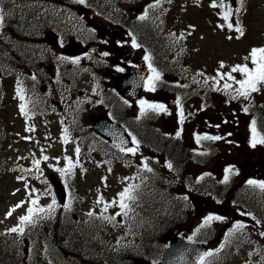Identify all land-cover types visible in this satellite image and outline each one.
I'll use <instances>...</instances> for the list:
<instances>
[{
	"label": "flooded vegetation",
	"instance_id": "af4514ba",
	"mask_svg": "<svg viewBox=\"0 0 264 264\" xmlns=\"http://www.w3.org/2000/svg\"><path fill=\"white\" fill-rule=\"evenodd\" d=\"M68 1L65 0L63 4L64 18L67 22L65 26L59 28L45 24L37 26L33 32L36 42H33L35 48L30 57L31 64L28 74L31 81L29 91L32 102L42 105L43 103L53 104L57 111L61 113L62 123L65 125L64 129L75 137L77 136L76 133L81 129H85L83 120L86 119L89 122L93 119V116H84L78 110L71 112L67 109V105L63 107V104L66 103L63 94L66 91L74 92V86L54 83L56 75L53 74V65L62 68L68 62L54 63L53 59L62 56V54H67L62 42L78 44L80 54L84 59H109L111 52L116 54L117 28L115 22L109 19L111 18L109 16L111 13L104 14V16L109 17L96 14L91 16L89 12H93V10L90 7L84 10V7L81 9L77 4L72 5ZM108 7L109 11H112L115 5L104 6V10ZM128 10V17H131L133 10L132 8ZM83 12H86V15ZM125 24L127 26L132 25V20H127ZM129 31L130 29H126L125 33L128 34ZM127 34H122L120 37L126 39L128 38ZM5 53L6 59L10 60V52L6 49ZM68 56L71 59L77 57ZM119 57L118 59L115 58V62L123 65L126 59H124L122 54ZM13 60L19 65L13 64L12 76H16L20 74V63L15 56ZM107 69L105 68L104 72ZM5 76L6 73H4V68L2 67L0 69V123H5L8 116V112L4 108L8 107L10 103L18 102V92L20 91L19 85L15 83V80H13V83L5 84ZM7 78H9V75H7ZM100 91H103V89H100ZM112 97L114 98V95ZM10 108L15 112V106L12 105ZM117 119V121L126 122L128 125L126 128L132 140L134 137L138 143H133L130 147L136 149L135 154H133L128 152L127 149L117 148L110 143L106 145L97 138L96 133L93 134L98 139L95 144L97 153L101 154L108 150L109 155L121 157L123 160L122 162L117 161L119 159H111L110 176L115 183L111 185L116 188H131V185H136L141 186V189L151 185L156 186L162 194L158 199L156 211L137 214V216L145 215L144 218L150 220V222L143 224L139 229H128V234H165L167 236L166 244L169 237L174 234L183 236L196 234L197 220L205 221L208 216H212L213 212H217L215 210L217 203L212 198V176L214 171L222 173L224 170L223 165H220L219 168L218 166L213 167V140L201 139L197 142L196 137L213 136L215 132L223 133L227 130L228 123H225L221 117H216L209 110L199 111L195 109L189 114L187 123L182 122L181 124L175 118V121H177L176 126L173 127V129H176L175 131L165 132L164 130L170 127L164 126L163 130L156 134L160 150L154 153L145 146L148 133L137 131L143 128V125H132L133 118L128 116L117 117ZM205 120L210 124H216V127H208ZM39 122H50L51 125L48 126V129H56L58 131L61 129L55 121H49L45 117H42ZM134 128H137V130L133 131ZM177 133H179V136H177ZM90 136L92 135L87 134V137ZM138 136L141 140H138ZM216 161L219 162L217 159ZM145 163H147L151 171L144 167ZM169 164H171V168L168 167ZM257 176L264 177V170L257 166L252 170L250 165H245L243 179L239 180L237 184L245 189V191L242 190L244 194L252 197L255 195L257 199H261L262 195H257L260 192L247 182L250 177ZM225 183L224 181L217 182L219 186L216 191L221 196L232 198L238 189L233 188L232 185L228 189L223 190ZM141 191L145 193L143 190ZM203 197L208 200L207 208H198L196 201ZM235 206H239L243 210L247 208L244 202L238 203L233 207L227 204L226 212L231 215L233 221L242 217L241 214L234 212ZM252 208L262 213L264 205L259 201L253 204ZM43 216L42 213L39 216L32 213V222H24L23 224H21L19 218L16 228H22L23 231H16L15 240L12 244L14 264H46L42 257L48 260H55L57 261L56 264H61L62 262L64 264L69 261L64 249L66 248V242L63 238L58 236L53 240V232L57 231L58 234L63 235L65 230L62 228L54 229L46 219H43ZM199 216L200 218H198ZM244 219L247 221L246 217ZM253 223L256 235H262L264 226L256 221ZM242 224L244 226L247 225L246 222ZM199 226L200 229L204 228V231L200 233L201 239L208 240L204 236L208 235V232H212L213 225L211 223L206 225L203 223ZM262 236L264 237V235ZM219 237L223 238L222 235ZM261 240L258 239L259 242ZM38 243L42 244V249L40 250H38L39 247H35ZM33 244L35 245L33 246ZM127 252V256L125 255L126 264H156L158 261L156 259L159 252L158 248L151 245L141 246V252H139L138 248L131 244L130 246L128 245ZM37 253H40V256ZM106 253L107 257L101 260L102 263L118 264L117 254L114 250L106 251Z\"/></svg>",
	"mask_w": 264,
	"mask_h": 264
},
{
	"label": "rangeland",
	"instance_id": "374dc122",
	"mask_svg": "<svg viewBox=\"0 0 264 264\" xmlns=\"http://www.w3.org/2000/svg\"><path fill=\"white\" fill-rule=\"evenodd\" d=\"M140 1L141 0H136V3H134L136 7H138ZM142 1L153 3L154 0ZM244 1L245 11L241 14L245 22V30L242 37H239V34H233V32L222 27L219 23L221 20L220 16L225 12L224 3L227 2V0H181L179 2L174 9L178 18V26L187 29L189 32V40L194 44L196 53L192 60L196 64L213 65L216 63H223L226 65V68H232L238 64L247 65L251 63V59L245 60V57H249L251 50L253 48L264 47V0ZM213 2L217 4V7L211 6ZM229 2L233 3L234 1L229 0ZM122 4L126 6L131 5L129 1H125ZM32 6L33 5L30 3H20L14 8L20 9L22 14L30 17L34 14ZM229 37H231V39H229ZM24 46L27 51H30L31 47L29 45ZM71 82H76V85L79 86L80 89H88L89 93H95L100 85V83L94 81L88 73H81L76 77L73 76ZM109 82H111L109 78L107 80L106 78L101 80L102 84H108ZM7 83H13V80H8ZM260 91L264 93V88H261ZM154 97V93L149 90L147 83L141 101H146L148 104H157L158 102H155ZM257 98L260 99L259 96H257ZM137 106V110L141 111L140 102ZM228 107L231 108L232 103H230ZM147 109L145 105L144 110ZM95 110L98 112L102 110L101 103ZM148 111L158 113V111H153L151 109H148ZM26 124V120L22 117L14 123L12 121L9 122V128H12V131L16 129L19 132L27 134L28 129ZM248 125L246 129L243 126L238 127L237 130L235 129V135L225 137V134L219 133V136L222 140H225L224 142H226V144L224 147L227 148L232 161H234L240 170L245 164L261 165V167L264 168V144L257 142L255 147L251 146L250 141L253 135L249 132ZM9 128L6 132L11 138L6 140V146L0 152V232L4 230L10 231L14 228L18 217V215L15 217V210L13 211L16 202L19 200H26L25 195L28 197V190L23 188L20 180L19 184L16 179L15 171L11 170L8 173V169L20 162L31 164L36 159H43V161L50 164L53 169V174L61 177V173L56 171L57 168L61 167V164L73 158L74 162L82 163L77 157L78 153L76 151V146L73 144L68 145L60 135L51 139H46L48 137L38 135L37 130L34 128L32 132L33 139L20 142L18 137L8 132ZM256 137L257 140L261 138L257 135ZM45 156L48 157L47 160L44 159ZM82 160L85 169L77 173L73 181L76 191L81 194L79 200L68 203L70 210H68L67 215L72 217L73 214L78 213L77 221L85 225H93V219L90 218L91 216L89 213L93 212V204L91 203L93 200L91 196L94 192L93 183L96 176L91 168V164L93 165L91 155L88 153ZM212 164L214 165L213 167H220L216 161H213ZM68 173L65 175H69ZM8 174H10V176H8ZM83 174L86 177H84ZM17 188L22 189L18 191ZM84 192H86L87 195L84 194ZM58 203L61 205L63 201L61 200ZM205 206H207V204ZM9 212H11V215H8ZM223 214L222 224L218 223L215 226L220 231L223 229V223L233 220L231 215L227 214V212ZM200 216L198 218H200ZM198 221L199 220H197V222ZM219 230L217 231L218 233ZM85 239L88 243L87 247H89V244L98 239V235L88 234ZM255 259L256 254L252 251V247L249 246L246 239L235 236L232 238L230 248L222 253L212 252L207 264H255Z\"/></svg>",
	"mask_w": 264,
	"mask_h": 264
},
{
	"label": "snow or ice",
	"instance_id": "6c2138e0",
	"mask_svg": "<svg viewBox=\"0 0 264 264\" xmlns=\"http://www.w3.org/2000/svg\"><path fill=\"white\" fill-rule=\"evenodd\" d=\"M79 2L83 3L84 0H79ZM211 6L217 7V4L215 2H213V4ZM221 6H223V5H221ZM230 15H231V11L230 10L226 11L223 15V19L226 22L229 21ZM145 18H146V15L140 17V19H142V20ZM3 19H4L3 15L0 14V24H2ZM227 27L229 29H233V24L231 22H229V23H227ZM234 30L237 33H239V37H242L244 35V30L242 27L237 25ZM239 37H237V38H239ZM229 39H231V37H229ZM138 46L139 45H137L135 42V38H133V47H138ZM105 55H107V53H105ZM249 58L251 59V63L254 65V67L251 69L246 64L245 65H235L232 67L231 72H229L227 74H219L218 73L220 79H224L226 76L228 80H234L235 83H237L239 85V88L235 89L237 95L243 96L245 98H247L250 95V93L259 91L258 86H264V47L253 48L249 54V57H245V60H247ZM144 59L146 61H150L151 58L149 56H145ZM78 62H79L78 60L73 61V63H78ZM220 67L223 68L224 64L221 63ZM149 68L153 71V73L155 75H154V77H149L148 87H149V90H155L153 80L159 79V73H156L155 69H152L151 63H149ZM232 73H241L244 76V79L236 80L235 77L232 75ZM217 83H219V81H217ZM230 87H231V85H229L227 83L224 84L225 89H228ZM18 94H19V92H18ZM21 99H23V96H21ZM140 104H141L142 114L144 112V106L145 105L147 106L148 109H151L153 111H167V109L165 108V106L163 104H148L146 101H143V100L140 101ZM23 110H24V105L22 104L21 105V111H23ZM245 111H247V109H245ZM181 115H182V112H181ZM252 133H253V136H252V139L250 141L252 147H255L257 142L264 144V137H261L259 140H257L255 121H253ZM177 136H179V133H177ZM196 139H197V142H199L201 139L219 140V139H221V137H219V136H205V137L197 136ZM133 143H138L134 137H133ZM76 151H77V153H79V149H77ZM127 151L135 154L136 149L135 148H129V149H127ZM44 159L47 160L48 157L45 156ZM34 164L38 168L40 161L36 160V161H34ZM72 167H74V165H73L72 161L69 159L67 168H57L56 171L60 172L61 175H65L71 171ZM144 167L148 171H151V169L148 168L147 163L144 164ZM168 167L171 168L172 167L171 164H169ZM232 171H233L232 168L226 169V173H232ZM228 178H229L228 175H225L224 182H227ZM248 184L256 185L257 182L254 180H249ZM258 187L261 188L262 190H264V182L260 183L258 185ZM119 196H120L119 206L121 209H124L127 207V204L124 202L126 198L130 199V200L135 199V197L131 195V189H129V188H126L123 192L119 193ZM32 203L36 204L37 201L32 200ZM55 204H56V201L53 200L52 204H50L48 206L49 210L53 209ZM20 206L21 205H17V207H20ZM106 209H107V205L105 206V210ZM13 211H14V209H13ZM39 211L43 212L44 209L41 208V209H39ZM32 213H33V209L29 208L28 209V215L20 217L21 224H23L24 222H32ZM8 215H11V212H9ZM89 215H92V213L90 212ZM219 219H221V218L217 217V216H208L205 219L204 224L206 225L209 222H211L212 220H219ZM243 227H244V225L240 224V223H237L235 225L236 229H240ZM18 230L21 232L23 231L22 228H20V229L12 228L10 231L16 232ZM262 235H264V233H262ZM211 255H212L211 252L204 253L203 255H201L199 257L200 264H204V257L205 256H211Z\"/></svg>",
	"mask_w": 264,
	"mask_h": 264
},
{
	"label": "trees",
	"instance_id": "16d2710c",
	"mask_svg": "<svg viewBox=\"0 0 264 264\" xmlns=\"http://www.w3.org/2000/svg\"><path fill=\"white\" fill-rule=\"evenodd\" d=\"M240 13L235 12L233 16H238ZM159 36V40L157 37ZM164 36V34H163ZM181 39L176 42H173V46H177L180 43ZM171 43L169 41H163L160 37V34L155 33L150 29L149 32V42H148V56L151 58L148 61V69L150 72V77H154L153 71L149 68V63H151L152 69H155L156 73H159V79L153 80L155 91H159V85L164 86V94L167 98H174L178 99V94L183 93L185 95H189L192 92V85H190V78L196 73H194V69H205V68H215L211 66H197L192 63H188L185 60H181L176 58L174 55L170 53ZM172 53H177L172 51ZM198 74V73H197ZM221 74V73H219ZM199 75H204L203 78H207V80H203V85H209L210 83H217L215 80H210L213 76H219L218 73H200ZM186 78V80H179L178 78ZM226 77V76H225ZM219 83H228L229 85L235 84L233 80L221 81ZM169 86H177V87H169ZM215 92H225L228 94L230 100H246L248 99L243 96H238L235 89H222L217 90ZM261 93V100L264 101V93ZM261 119L260 123V130L261 133H264V110L263 105H261ZM149 132H152L151 129L148 128Z\"/></svg>",
	"mask_w": 264,
	"mask_h": 264
},
{
	"label": "water",
	"instance_id": "95a60500",
	"mask_svg": "<svg viewBox=\"0 0 264 264\" xmlns=\"http://www.w3.org/2000/svg\"><path fill=\"white\" fill-rule=\"evenodd\" d=\"M238 1L236 0L237 3ZM144 76L143 70L136 67L130 68L129 73L120 77L118 86L121 91L135 99L141 89ZM110 124V121L106 118H100L96 125L100 128L104 125L110 126ZM100 132L108 139L120 144L121 139L113 136L111 128L107 130L100 129ZM206 251L207 247L203 244L173 238L169 246L164 250L160 264H198L200 261L199 257Z\"/></svg>",
	"mask_w": 264,
	"mask_h": 264
}]
</instances>
